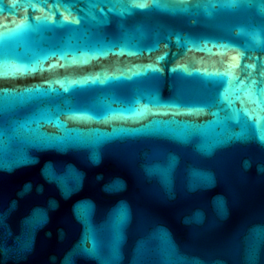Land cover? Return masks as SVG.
<instances>
[{
	"label": "water",
	"instance_id": "1",
	"mask_svg": "<svg viewBox=\"0 0 264 264\" xmlns=\"http://www.w3.org/2000/svg\"><path fill=\"white\" fill-rule=\"evenodd\" d=\"M0 264H264V0H0Z\"/></svg>",
	"mask_w": 264,
	"mask_h": 264
}]
</instances>
